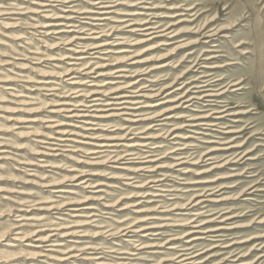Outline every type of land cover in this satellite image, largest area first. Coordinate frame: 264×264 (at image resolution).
Listing matches in <instances>:
<instances>
[{
	"label": "rangeland",
	"instance_id": "1",
	"mask_svg": "<svg viewBox=\"0 0 264 264\" xmlns=\"http://www.w3.org/2000/svg\"><path fill=\"white\" fill-rule=\"evenodd\" d=\"M262 12L264 0H0V264H264ZM120 82L136 83L112 92ZM119 94L138 108L80 116L113 114ZM210 226L223 229L188 234Z\"/></svg>",
	"mask_w": 264,
	"mask_h": 264
},
{
	"label": "bare ground",
	"instance_id": "2",
	"mask_svg": "<svg viewBox=\"0 0 264 264\" xmlns=\"http://www.w3.org/2000/svg\"><path fill=\"white\" fill-rule=\"evenodd\" d=\"M103 1H99V3H102ZM97 4V3H96ZM106 4V3H105ZM102 5V4H101ZM73 6V5H72ZM75 8V7H74ZM100 8H102V7H100ZM104 8V7H103ZM72 10V9H71ZM78 10V9H77ZM88 10V9H87ZM79 11V10H78ZM92 11H94V10H92ZM102 11V10H101ZM104 11V10H103ZM105 11H108V10H105ZM86 12H90V11H86ZM64 13V12H63ZM72 13V12H71ZM75 14V13H74ZM105 14V13H104ZM66 15V14H65ZM70 15V14H69ZM67 16V15H66ZM66 16H64L63 15V17H60V18H66V19H68ZM90 16V15H89ZM100 18V17H99ZM110 18V17H109ZM70 19H72V17L70 18ZM132 20V19H131ZM69 21V20H68ZM124 21V20H123ZM126 21V20H125ZM134 22V21H133ZM147 22H149V21H143L142 23H140V24H143V25H150V23H147ZM58 23V22H57ZM138 23V22H137ZM153 23V22H152ZM86 24V23H85ZM133 24H135V23H131V24H129V25H127V26H132ZM139 24V23H138ZM59 25H64V23H58V24H56L55 26H59ZM73 25V24H72ZM96 25V24H95ZM94 25V26H95ZM68 27L69 26H71V25H67ZM78 26V25H77ZM121 26V25H120ZM64 27H66L65 25H64ZM97 27V26H96ZM116 27V26H115ZM56 28V27H55ZM143 28V27H142ZM156 26L154 27V26H146V28L144 29V31H146V33H144L143 35H145L146 37H148V39H145V40H151L152 38H154V37H156L155 35H157L158 34V31H155L156 30ZM132 29V28H131ZM139 29V28H138ZM60 30H62V29H60ZM72 30H74V29H72ZM90 30V29H89ZM61 32V31H60ZM68 32V31H67ZM101 33V32H100ZM160 33V32H159ZM142 35V36H143ZM75 36V35H74ZM158 36V35H157ZM95 38H98V37H95ZM157 38V37H156ZM206 38V37H205ZM76 39L78 40H82V39H85V38H80V37H72V39H70V43H73V42H76L75 44H78V46H80V48L82 47H84L83 49H93V48H97V47H100V46H103V45H105V44H101V42L100 43H98V42H96L97 40L96 39H92V40H96V41H94V42H92V43H90V44H86V45H83V43H85V42H79V41H76ZM90 46V47H87V46ZM77 49V47L75 46L73 49H69V51H71L72 50V53L71 54H73V53H77L78 54V52H85V50H76ZM106 52H109V51H106ZM106 54V53H105ZM70 56V55H69ZM70 58H73V59H81V60H83L84 58H86V57H82V56H73L72 57V55L70 56ZM209 59V58H208ZM71 64H77V63H71ZM79 64V63H78ZM105 66V65H104ZM79 68V67H78ZM86 68H88V67H84V69H86ZM96 68H99V66H97ZM115 68H116V71L115 72H117V73H123L124 71H129V70H127V68L126 67H124V66H121V65H118V66H115ZM67 72H71L72 70H74V69H65ZM66 71H65V73H66ZM90 72V71H89ZM93 72V71H92ZM118 76H120V77H122L123 76V74H120V75H118ZM52 81V80H51ZM50 80H48V81H46V82H44V83H53V82H51ZM207 82H208V80H206ZM40 83H42V81L40 82ZM76 83V82H75ZM121 84L120 85H117L116 87H115V89H114V91H112V92H117L118 90H125L124 88H126V87H133V84L134 83H136V82H133V83H129L128 85H126L125 87H123L122 86V84L124 83H122V82H120ZM211 83V82H210ZM39 84V83H38ZM114 84V83H113ZM205 86H213V85H203V87H205ZM99 87V86H98ZM207 89V88H206ZM92 90V89H91ZM100 90V89H99ZM140 90V89H139ZM142 90V89H141ZM207 90H209L210 92H211V89H207ZM102 91V90H101ZM102 92H104V91H102ZM106 92V91H105ZM104 92V93H105ZM128 92V91H127ZM95 93H97V94H101V92H99V91H96V89H95V91H92L91 92V94H95ZM197 93V92H196ZM89 94V93H88ZM85 95H87V94H85ZM109 95V94H108ZM107 95V96H108ZM218 94H216L215 92H212V93H208V94H205V95H203L204 97H216ZM90 96H92V95H89V97ZM94 96V95H93ZM138 96H141V95H138ZM181 96V95H180ZM112 97V96H111ZM183 97H185V95L183 96ZM182 97V98H183ZM75 98V97H74ZM108 98H109V96H108ZM115 99H114V101L113 102H107V103H105V105H114V106H116L114 109H111V110H113L112 112H113V114H104L103 112H98L97 114H94V115H80V116H82V117H84V116H91V117H93V118H107V117H110V116H119V117H121L120 115H123V114H127V113H123L122 111H125L126 109H136V108H138V107H136V108H133V105H135V104H138V103H140V102H138V101H136V99H135V97H133V96H131L130 94H119L118 96H116V97H114ZM198 98V97H197ZM191 99L192 98H189V99H186V101H191ZM98 100H101L100 98H94V99H91L90 101H86V103H92V104H88V105H86V107H88V108H92L93 106H95V105H97V104H99V103H97L98 102ZM108 100V99H107ZM75 101V100H74ZM66 105H68V104H70V102L69 103H65ZM78 104V103H77ZM102 104H104V103H102ZM76 105V104H75ZM81 106H84V104L82 103V104H80ZM101 105V104H100ZM140 105V104H139ZM192 105V104H191ZM103 107V106H102ZM146 107V106H145ZM75 108V107H74ZM109 108V107H108ZM142 108V107H141ZM85 110H88V109H86V108H84ZM95 109V108H94ZM96 109H99V108H96ZM106 109V108H105ZM67 110V109H66ZM72 111V110H71ZM77 111V110H76ZM97 111H102V110H97ZM128 111V110H127ZM224 111H226V109H224V110H221V111H214V113L215 112H217V113H222V112H224ZM96 112V111H95ZM105 112V111H104ZM134 112H136V111H132V113H129V114H134ZM86 114V113H85ZM136 114V113H135ZM223 114V113H222ZM79 115V114H78ZM171 117V116H170ZM207 116L205 115V117L204 118H206ZM224 118V116L223 115H220V116H218V117H216V118ZM139 118V117H138ZM199 118V117H198ZM126 120H129V119H126ZM164 120V119H163ZM203 120V119H202ZM88 121V120H87ZM199 123V122H198ZM85 124H92V123H89V121L88 122H86ZM201 124L202 125H215V123L213 124L212 122H205V123H202L201 122ZM193 126V125H192ZM65 132V131H64ZM70 132V131H69ZM72 132V131H71ZM88 132V131H87ZM68 133V132H67ZM75 132H72V133H70V134H74ZM60 134V133H59ZM69 134V133H68ZM76 134V133H75ZM79 136V135H78ZM82 136V135H81ZM84 136V135H83ZM59 138V137H58ZM72 139V138H71ZM55 140V139H54ZM56 140H65V139H56ZM76 142V141H75ZM135 143V142H134ZM130 144V143H129ZM115 144H113V145H106L105 143H100V141H97V143H94V145L93 146H96V147H105V146H114ZM62 146V145H61ZM127 146V145H126ZM135 147V146H147V144H145V143H143V144H134V145H128V147H130V148H132V147ZM57 147V146H56ZM49 148V147H48ZM55 148V147H54ZM137 148V147H136ZM132 149H135V148H132ZM54 150V149H53ZM52 150V151H53ZM142 150V149H141ZM51 151V150H50ZM103 150H101V151H95V150H91V151H89V152H93V153H95V152H102ZM137 151V150H136ZM42 152V151H41ZM143 152V151H142ZM149 152H151V151H149ZM50 154V153H49ZM52 154V153H51ZM133 155L134 153H129V155ZM126 155H128V154H126ZM46 156V155H45ZM145 156V155H144ZM135 157V156H134ZM148 157V156H147ZM121 158H123V157H121ZM40 160V159H39ZM131 161V160H130ZM130 161H128V162H130ZM128 164V163H127ZM137 169V168H136ZM124 170H132V169H130V167H124ZM138 170H143V168H139ZM146 170V169H145ZM132 172V171H131ZM131 177V176H130ZM134 177H136V176H134ZM131 178H133V176L131 177ZM150 180V179H149ZM153 180V179H152ZM162 181V180H161ZM150 182H152V181H150ZM153 182H157V180H155V181H153ZM148 184V183H147ZM155 184V183H154ZM161 184V183H160ZM158 186V185H157ZM154 188V187H153ZM156 190V189H155ZM150 193V192H149ZM158 194V193H157ZM198 194H201V193H198ZM205 194V193H204ZM153 196H157L156 194H154ZM159 196V195H158ZM165 197V196H164ZM201 197V196H200ZM198 201V200H197ZM196 203V202H195ZM201 203V202H200ZM93 207V206H92ZM91 206H89V208H92ZM196 214H198L199 215V213H196ZM195 214V215H196ZM89 215V214H88ZM202 215V214H201ZM91 216H93V214H91V215H89V217H91ZM199 217V216H198ZM197 218V217H196ZM228 218V217H227ZM145 219V218H144ZM155 219V218H154ZM208 219H211V218H208ZM20 220V219H19ZM164 220V219H163ZM207 220V219H206ZM94 221V220H93ZM213 221V220H212ZM88 222H90V221H88ZM87 222V223H88ZM190 222H195V220H191ZM208 222H211V221H201V222H199V223H196V224H193L192 225V227H196V228H199V229H201L200 227H202V226H204L206 223H208ZM151 223L152 222H148V224H150L151 225ZM144 225H146V224H144ZM142 226V225H139L140 227L138 228V230L137 231H133V232H138V231H146V230H149V228H153L154 226ZM17 226V225H16ZM19 226V225H18ZM133 225H128V226H126V227H122V228H118L117 229V233H120V232H123V231H126V232H130V231H132L133 229H131L130 230V227H132ZM14 228H15V226H13ZM120 227V226H119ZM205 227H208V226H205ZM203 228V227H202ZM137 229V228H136ZM221 229H223V227H211L210 226V228H206L205 230H200V231H190L188 234H190L191 232H199V233H205V234H207V233H216V232H219ZM10 230V229H9ZM8 231V230H7ZM6 231V232H7ZM20 233V232H19ZM145 233H147V232H145ZM54 234V233H53ZM70 234V233H69ZM126 233H123V235H125ZM147 234H150L149 232L147 233ZM155 234H158V233H156L155 232ZM154 235V234H153ZM217 235V234H216ZM50 236H52V235H47V236H45V237H43V238H38V239H36V240H39L40 242H46L49 238L48 237H50ZM142 236H147L146 234H144V235H142ZM21 237H24L25 238V235L23 236H21ZM195 238H193L192 240H197V239H202V238H204L203 236H198V237H196V236H194ZM22 239V238H21ZM205 239V238H204ZM14 240V239H13ZM24 240V239H23ZM219 241V240H218ZM128 242V241H127ZM188 243V242H187ZM58 245H62V244H60V243H54V245H52V246H58ZM42 246L43 245H40V244H37L36 245V247L37 248H42ZM214 247H217V245H215ZM189 248V247H188ZM211 248H213V247H211ZM182 249V248H181ZM48 250H52V249H48ZM187 250V249H186ZM188 253H186V252H183L181 255H179V257H183L181 260H187V259H191V258H193V257H195L196 255H190V257H186V255H187ZM48 256V258H51V256L50 255H47ZM98 258V257H97ZM180 259V258H179ZM159 263V262H158ZM157 264V263H156Z\"/></svg>",
	"mask_w": 264,
	"mask_h": 264
},
{
	"label": "snow or ice",
	"instance_id": "3",
	"mask_svg": "<svg viewBox=\"0 0 264 264\" xmlns=\"http://www.w3.org/2000/svg\"><path fill=\"white\" fill-rule=\"evenodd\" d=\"M230 7V5H229ZM261 16H262V20H264V12L261 13Z\"/></svg>",
	"mask_w": 264,
	"mask_h": 264
}]
</instances>
